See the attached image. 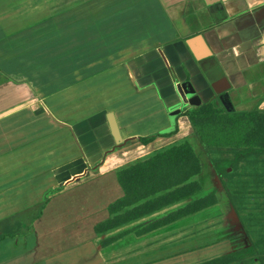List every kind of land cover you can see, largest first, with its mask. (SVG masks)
Returning a JSON list of instances; mask_svg holds the SVG:
<instances>
[{
	"label": "crops",
	"instance_id": "1",
	"mask_svg": "<svg viewBox=\"0 0 264 264\" xmlns=\"http://www.w3.org/2000/svg\"><path fill=\"white\" fill-rule=\"evenodd\" d=\"M209 103L264 113V0H0V264H101L128 240L131 264L200 255L187 246L212 233L202 217L219 195L151 231L167 215L103 236L95 227L125 197L118 173L194 137L187 113ZM201 163L206 188L217 163Z\"/></svg>",
	"mask_w": 264,
	"mask_h": 264
},
{
	"label": "trees",
	"instance_id": "2",
	"mask_svg": "<svg viewBox=\"0 0 264 264\" xmlns=\"http://www.w3.org/2000/svg\"><path fill=\"white\" fill-rule=\"evenodd\" d=\"M195 135L203 147L211 149H248L264 151V113H227L212 103L201 104L187 113ZM159 135L142 138L148 145ZM202 163L189 142L169 148L154 157L121 170L118 173L125 197L109 208L111 218L95 227L103 236L132 222L151 216L178 203L187 202L180 210L151 224L146 231L171 224L181 218L215 207V192L203 195L198 181ZM116 238L102 241L105 247ZM258 246L233 252L201 264H238L247 259L261 260ZM255 257V258H253Z\"/></svg>",
	"mask_w": 264,
	"mask_h": 264
},
{
	"label": "rangeland",
	"instance_id": "3",
	"mask_svg": "<svg viewBox=\"0 0 264 264\" xmlns=\"http://www.w3.org/2000/svg\"><path fill=\"white\" fill-rule=\"evenodd\" d=\"M171 119L173 124L174 117H171ZM175 128L176 125H172V131ZM185 142H189L198 155L201 154L203 164L205 162L207 164L208 161L217 163L214 170L217 171L219 179L217 178V181L214 182L208 178L210 166L207 164V168L205 166V171H207L205 180L207 181H203L207 189L202 185L205 188V194L215 192L221 198V205L202 217L204 221L210 219L213 221L210 226L206 227L207 230H212V233H205L206 230H204L205 235L203 238L197 239L195 243L188 244L187 251L191 249L193 251L203 250L200 255L189 261L184 262L183 257H181L183 255L172 254L163 255L168 256L169 260L161 262L159 259L163 256L151 254V257L144 260L140 259L137 264H190V262L197 264L208 262L224 254L250 248L254 244L258 246L257 252L262 254L261 260L247 259L245 262L238 264H264V190L254 188L256 184L258 187L257 180L264 178V158L259 159V154L262 152L241 148L236 151L232 158L223 154H214L218 152V149L206 150L196 135L187 141H181L173 145V147ZM207 151L212 152V154L208 156ZM231 151L233 152V150ZM238 151H242V153L239 154ZM254 152H256L255 157H251L249 154ZM235 163L238 164L239 168H236ZM175 208L177 209L176 206L167 208L156 215L157 217L168 216L176 211ZM216 218L219 219L216 220ZM214 228L217 231H214ZM185 239L188 238H177L174 241ZM130 246H132V240L131 242L130 240L124 242L122 249H107L106 252L102 253L105 261L102 259L101 264H114L115 262V264H118L121 260L126 262L124 264H131L130 260L125 261L132 256ZM139 254L142 253L139 252Z\"/></svg>",
	"mask_w": 264,
	"mask_h": 264
},
{
	"label": "water",
	"instance_id": "4",
	"mask_svg": "<svg viewBox=\"0 0 264 264\" xmlns=\"http://www.w3.org/2000/svg\"><path fill=\"white\" fill-rule=\"evenodd\" d=\"M196 40H197V39H195V41H196ZM189 45H191V43H189ZM193 51H194L195 55L197 56V57H196L197 59L207 58V57H199V56L197 55V53L195 52L194 49H193ZM184 92H185L186 95L190 98V100H191V104H192V105H197V104H198L197 101L195 100V98H194L193 95H192V91H190V89H189L187 86L184 87ZM111 122H112V130H113V133H114L115 138H116L117 143H118L117 146H121V145L124 144V140H123L122 137L120 136L119 131H118V129L116 128V124H115V122H114L113 119H112Z\"/></svg>",
	"mask_w": 264,
	"mask_h": 264
}]
</instances>
